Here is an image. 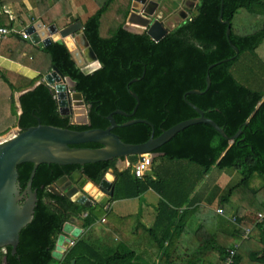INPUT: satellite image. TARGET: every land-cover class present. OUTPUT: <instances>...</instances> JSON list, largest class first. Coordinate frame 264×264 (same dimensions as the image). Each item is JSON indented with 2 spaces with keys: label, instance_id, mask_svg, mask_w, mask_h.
<instances>
[{
  "label": "trees",
  "instance_id": "1",
  "mask_svg": "<svg viewBox=\"0 0 264 264\" xmlns=\"http://www.w3.org/2000/svg\"><path fill=\"white\" fill-rule=\"evenodd\" d=\"M31 1L38 11V15L33 14L31 18H40L46 25L57 23L62 18L71 19V22L81 19L83 31L101 66L85 73L62 40L49 45L35 44L31 39L9 34L0 43V53L11 48V54H14L20 46L16 44L32 43L27 63L39 74L36 78L21 80L30 87L37 79H42L41 83L20 97L22 113L17 118L24 130L39 123L76 130L106 128L110 124L107 116L114 110L132 113L137 104L131 93L133 91L139 96L138 108L132 116L114 114L119 126L113 131L125 142L141 143L152 135L150 123L121 125L133 118L147 119L154 124V135L158 136L178 122L199 115L188 103L190 101L224 128L228 136L238 131L241 133L230 143L212 125L197 123L179 131L154 152H164L168 159L185 160L197 166L198 180H202L213 167L220 171L237 170L239 181L220 197L219 205L225 210L227 207L231 209V203L245 212L234 216L235 224L227 231L208 232L197 239L189 232L188 216L196 203L176 201L173 196H167L161 189L162 178L154 180L149 174L138 178L130 168L119 171L117 158L84 165L42 163L32 183L39 199L34 217L21 230L15 254L11 253V246L6 247V252L0 250V264H3L5 255L7 264H137L134 258L136 250L125 248L106 252L82 236L74 240L63 258L53 256L64 224L73 217L82 220L87 228L96 217L104 215L106 223L124 241H129L131 236L120 232L111 222L109 210L106 213L103 210L104 206L97 204L94 208L80 204L49 189V185L61 176L75 170H80L91 181L98 183L110 169H114L117 178L114 198L125 197L124 188H127L129 196L148 188L155 189L162 196L154 226L145 227L156 244L158 254L156 262L147 264H227L230 249H235L230 264H264V216L259 218L260 213L264 215V60L257 51L264 42V0H198L196 6L190 9L189 16L169 28L160 40L152 38L146 30L137 33L124 27L133 0H92L97 8L84 19L73 15L74 0ZM17 4L27 10L25 0H0V26L13 27L19 21L18 16L12 17V10L3 8ZM240 10L256 17L253 30L242 31L244 23H235ZM225 21L231 23L230 40L238 47V54L227 37L228 24ZM12 41L16 42L14 48ZM235 55L234 59L209 69L211 64ZM53 66L76 81L77 91L83 93L89 105L88 123H74L71 114L60 111L55 90L44 79ZM207 73L210 74L211 85L206 90ZM13 75L0 69V77H4L3 80L14 92L22 85H16ZM135 78L137 80L131 82ZM191 89L206 91L203 94L189 93L185 98V93ZM12 104H15L13 95ZM76 146L102 145L90 142ZM32 169V162L18 166L22 190ZM255 178L260 179L258 186L251 185ZM125 186H135V191H129ZM195 187L190 188L187 195ZM190 204L194 207L184 208V214L177 223L178 211ZM94 209L98 211L95 214ZM85 212L89 215L83 218ZM174 223L176 226L173 229ZM202 227L199 230L205 229ZM247 228L251 231L249 237L244 238ZM238 242L241 243L237 247Z\"/></svg>",
  "mask_w": 264,
  "mask_h": 264
},
{
  "label": "water",
  "instance_id": "2",
  "mask_svg": "<svg viewBox=\"0 0 264 264\" xmlns=\"http://www.w3.org/2000/svg\"><path fill=\"white\" fill-rule=\"evenodd\" d=\"M133 0L131 11L124 27L130 31L147 33L155 40H160L169 31V28L159 18L153 19L159 3L156 0ZM187 15H183L186 18ZM228 24L227 37L230 40L231 23ZM30 39L35 44L43 43L49 45L54 41L62 40L72 53L76 63L82 67L85 73H90L101 66L98 57L92 48L86 34L83 31V21L75 20L67 25L59 26L57 23L46 25L42 19H38L27 28ZM78 42V43H77ZM233 48L238 54L240 51L230 40ZM83 47L85 63L96 62L99 66H85L75 55V51H80ZM82 57V55H81ZM236 57L226 58L209 66V69L219 63L229 61ZM45 79L55 90L60 111L63 114H71L72 121L77 124L88 123V103L84 100L82 92L77 91L76 81L65 76L57 66H53L51 72L46 74ZM132 79L131 82L136 81ZM207 87L211 85L210 74L206 76ZM206 90L191 89L187 94H203ZM137 100L132 113H127L122 109H116L109 113L107 118L110 122L106 128H91L86 130H76L39 123L23 129L19 122L16 128L9 131L10 135L4 137L0 135V250L7 251L6 247L11 246V253L15 254L19 244L20 232L27 226L34 217L35 208L38 203L37 191L33 189L32 183L38 166L42 163H56L59 165H84L86 163L108 161L117 158V163L124 162V157L137 155L139 160L143 159L144 153H153L169 141L175 134L184 128L197 124L208 123L212 125L222 136L234 142L238 131L233 136H228L213 119L207 117L200 107L192 102L188 103L198 112V116L192 117L165 129L155 136L154 124L147 119L133 118L126 121L121 126H127L136 122L150 123L153 132L150 138L141 143H128L113 131L119 126L114 114L132 116L135 114L140 103L139 96L131 91ZM261 102V101H260ZM21 106V101L18 100ZM83 112L82 114H79ZM22 113V111H21ZM20 113V114H21ZM76 113V114H75ZM19 114V115H20ZM97 142L101 147L76 146L84 143ZM24 162H32L33 169L26 187L22 190L19 183L18 166ZM150 173V172H147ZM114 185L106 176L100 182L91 181L80 170H75L71 174L61 176L56 182L49 185V189L57 195H64L80 204L92 206L94 202L105 206L111 197L114 196ZM75 218H71L63 226V232L58 236L53 256L61 259L70 247L72 240L78 238L82 229L75 225ZM3 264H7V255L3 257Z\"/></svg>",
  "mask_w": 264,
  "mask_h": 264
},
{
  "label": "crops",
  "instance_id": "3",
  "mask_svg": "<svg viewBox=\"0 0 264 264\" xmlns=\"http://www.w3.org/2000/svg\"><path fill=\"white\" fill-rule=\"evenodd\" d=\"M25 3L27 4V10L29 8H36L34 3H32V5L29 3V0H25ZM73 3V15H75L74 13H76V16H81L79 12L80 9H88L87 12H91L90 4H94L92 0H74ZM12 7L13 5H6L3 8L5 10H12ZM92 13L94 12H91L90 14ZM90 14L86 16H89ZM15 16L16 14L14 15L13 13L12 17ZM26 16V20L20 19V21H16L13 27L26 29L27 26L34 24L38 19H40L37 18L33 20L31 18V15L28 16L26 14ZM61 22H63L64 25H67L71 23V19L62 18L57 22V24L61 26ZM7 38L8 37H6L5 39ZM27 39L30 40V38ZM11 43L12 48H14L15 46H20L16 49V52H14V54H11V48L0 53V69L2 68L14 73L13 76L17 80L16 85H22V88L13 92L9 88L7 83L3 80V76L0 77V87L3 89L4 84L5 86H8V89L10 90L8 98L12 103V95L14 96V112L19 115L22 111V106H20V104L18 103L21 95L41 83L42 79H37L35 83L30 87L25 86L26 82L21 79L36 78L39 74L38 70L34 69L27 63V53L28 51H30L32 43L26 42L24 44L16 45L15 41H12ZM84 51L85 49H83V47H81L80 51H78V53L82 55L81 64L85 63V58L83 55ZM92 65L94 67L99 66L94 61H86L85 63L86 67ZM13 76L11 77L13 78ZM17 125L18 121L17 124L9 126L4 132L0 133V135L13 130L17 127ZM152 155L153 162L150 169L148 170V172L150 173L147 174L151 175L154 180L158 178L163 179V181L161 182V189L163 190V193L167 194V196L169 197L173 196L176 201L186 200V202L194 201L196 203V205H194L195 208L192 210V213L187 214L189 216V232L197 239L200 238L199 235H204L208 232L219 233L218 231L220 230L227 231L226 229L235 224V222L233 221V217L235 215L244 214V209H240L239 207L231 203V209L227 207V209L224 210L223 214L217 212V208H223L221 205H219L220 197L226 195L231 187L240 179V174L237 170L228 169L220 171L217 168L213 167L202 178V180H198L199 168L197 166L192 165L185 160L168 159L165 156L164 152H153ZM138 160L139 157L137 155H128L124 157V162L122 161L121 163H116V167L119 171L130 168L133 173V166ZM105 176L110 182L113 183L115 188L114 196L110 198L109 202L104 206L103 210L105 211V213L109 210L111 222L120 230V232L128 234V237H131L128 242L124 241L123 238L120 237L116 233V231L106 223V221L104 220V215L103 217H96L94 222L87 228L83 226L82 220L75 219V225L82 229L80 236L85 237L95 246L106 252H112L114 250H125V248L136 250L137 253L134 258L137 259L138 263L147 264L156 262L158 260L156 244L150 234L146 231L145 227L148 229L149 227H153L155 224L157 217V207L159 202L162 201L161 194L158 193V191H156L155 189L148 188L145 191L140 192L139 194L129 196L126 193L127 188L126 190L124 188L125 197L121 196L114 198L116 194L117 183L114 169H110L105 174ZM194 185L196 186L195 190L191 194L189 193L187 195L188 190H190V188H192ZM128 188L129 191H132L133 189V191H135V186ZM97 204L99 203L94 202L92 206L95 208ZM190 206L191 208L194 207L192 204L184 205L178 211V215L175 218L177 220V223L180 220L181 216L184 214V208ZM96 212L98 211L94 209V214ZM88 215V212L83 213V218L87 217ZM167 219H169V215L166 217V220ZM175 226L176 225L174 223L172 225V228L174 229ZM201 227L205 229L199 230ZM239 245L240 243L236 244L237 247ZM119 253H121V251ZM134 258L132 262H134Z\"/></svg>",
  "mask_w": 264,
  "mask_h": 264
},
{
  "label": "rangeland",
  "instance_id": "4",
  "mask_svg": "<svg viewBox=\"0 0 264 264\" xmlns=\"http://www.w3.org/2000/svg\"><path fill=\"white\" fill-rule=\"evenodd\" d=\"M148 0H146L144 3H147ZM157 1V0H156ZM159 6L156 10V12L162 16L163 23L168 27L172 28L175 26L179 21H182L183 17L178 16L179 10H185V0H158ZM29 3L32 5V1L29 0ZM178 3V5H176ZM35 5V4H34ZM89 5V4H88ZM91 7V8H90ZM90 11L94 12L97 8L95 4H90ZM12 14H16L18 16L19 21L20 19L26 20V14L32 15L37 14V9H31L24 10L23 6L20 4H17L16 6H13ZM88 10V9H87ZM87 10L80 9V15L82 18H86V15L90 14L91 12H87ZM76 15V13H74ZM189 16V15H188ZM156 17L158 15L156 14ZM155 19V17H153ZM185 19V18H184ZM235 23L242 22L244 23V29L242 31L247 30H253L255 27V23L257 22V19L255 16L250 15L245 10H240L239 13L236 15ZM59 25V24H58ZM64 25L63 22H61V26ZM60 26V25H59ZM262 59L264 60V42L257 50ZM100 67V66H99ZM98 67V68H99ZM16 81V80H15ZM10 94V90L8 89V86H5L2 89L0 87V133L4 132L9 126H13L14 124H17V114L14 112V106L11 103V100L8 98V95ZM83 112H80L79 114H82ZM76 114V113H75ZM4 137H8L10 133L6 132L5 134H2ZM260 183V179L255 178L252 180L251 185L252 186H258ZM241 243V242H238ZM248 243V242H246ZM249 244H247L248 248ZM245 247V248H246ZM243 251H246L244 249Z\"/></svg>",
  "mask_w": 264,
  "mask_h": 264
},
{
  "label": "built area",
  "instance_id": "5",
  "mask_svg": "<svg viewBox=\"0 0 264 264\" xmlns=\"http://www.w3.org/2000/svg\"><path fill=\"white\" fill-rule=\"evenodd\" d=\"M29 26H27L26 29H23V28L20 29L18 27L0 26V43H1L2 40H4L6 37H8V35L11 34V33L18 34V35L22 36L25 39L30 38V34L27 31V28ZM50 86H52V85H50ZM152 162H153L152 153H144L143 154V159L142 160H138L133 166L134 175L136 177H138V178L144 177L147 174L148 170L150 169V167L152 165ZM217 212L220 213V214H223L224 213V209L219 207V208H217ZM263 216H264L263 214H261V213L259 214V218L260 219H262ZM233 221H235V217H233ZM250 231H251V229L247 228L245 233L243 234V237L244 238H248L249 234H250ZM74 242L75 241L72 240L70 245L74 244ZM234 254H235V249H230L229 250V254L227 256V259H226L227 260V264L231 263L232 257L234 256Z\"/></svg>",
  "mask_w": 264,
  "mask_h": 264
},
{
  "label": "flooded vegetation",
  "instance_id": "6",
  "mask_svg": "<svg viewBox=\"0 0 264 264\" xmlns=\"http://www.w3.org/2000/svg\"><path fill=\"white\" fill-rule=\"evenodd\" d=\"M158 1V0H157ZM186 2H185V7H186V9L185 10H179L178 11V16L179 17H183V15H187V17H188V15H189V13H190V9H192V8H194L195 6H196V4H197V1L198 0H185ZM156 14L158 15V17H156ZM162 16L163 15H160V14H158L157 12L155 13V18H159L160 20H162ZM154 19V18H153ZM182 20H184V18L182 19ZM162 21H164V20H162ZM181 21H179V23H180ZM88 111H89V105H88Z\"/></svg>",
  "mask_w": 264,
  "mask_h": 264
},
{
  "label": "bare ground",
  "instance_id": "7",
  "mask_svg": "<svg viewBox=\"0 0 264 264\" xmlns=\"http://www.w3.org/2000/svg\"><path fill=\"white\" fill-rule=\"evenodd\" d=\"M74 55H75L80 61L82 60L81 55H80L78 52L75 51Z\"/></svg>",
  "mask_w": 264,
  "mask_h": 264
}]
</instances>
